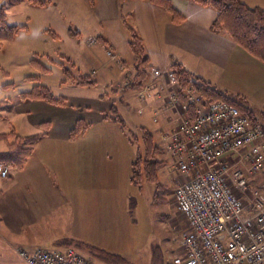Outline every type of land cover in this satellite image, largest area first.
Instances as JSON below:
<instances>
[{"label": "crops", "instance_id": "obj_1", "mask_svg": "<svg viewBox=\"0 0 264 264\" xmlns=\"http://www.w3.org/2000/svg\"><path fill=\"white\" fill-rule=\"evenodd\" d=\"M49 1L40 7H52V35L64 44L55 54L73 76L93 82L77 84L66 78L61 61L53 59L61 75L54 86H44L63 97V105L21 99L20 93L32 86L3 106L0 135H13L0 138V153L8 151L14 135L40 138L22 165L0 179V264H26L19 251L68 239L111 251V241L129 231V202L136 188L130 179L134 154L129 118L134 106L137 114L141 102L135 88H129L136 71L124 21L136 30L147 56L141 84L151 68L166 71L173 64L181 65L218 90L242 99L264 131V64L226 33L210 29L216 15L210 7L192 0H168L172 14L154 0ZM241 1L264 8V0ZM47 69L46 75L51 72ZM112 109L120 122L111 119ZM142 114L151 116L148 108ZM166 120V114H161L158 123H151L159 132L167 126ZM78 122L84 129L71 137ZM250 182L261 181L254 176Z\"/></svg>", "mask_w": 264, "mask_h": 264}, {"label": "built area", "instance_id": "obj_2", "mask_svg": "<svg viewBox=\"0 0 264 264\" xmlns=\"http://www.w3.org/2000/svg\"><path fill=\"white\" fill-rule=\"evenodd\" d=\"M108 56L113 57L110 50ZM135 88L151 121L167 120L158 137L177 182L173 197L186 220L182 252L170 264H264V131L227 101L204 97L181 85L172 70L151 68ZM17 167L0 163V179ZM26 264H96L73 247L19 251Z\"/></svg>", "mask_w": 264, "mask_h": 264}, {"label": "rangeland", "instance_id": "obj_3", "mask_svg": "<svg viewBox=\"0 0 264 264\" xmlns=\"http://www.w3.org/2000/svg\"><path fill=\"white\" fill-rule=\"evenodd\" d=\"M20 1L23 2L15 8H8ZM0 6L6 22L21 27L11 38L0 39V114H2L3 106L16 100L19 91L29 90L35 85L54 86L58 82L61 73L51 60L61 61L55 52L64 44H61V40L55 39L54 34L52 35V30H55L53 23L55 17L51 6H30L29 0H0ZM84 47L86 49V46ZM41 66L49 68L50 74L46 75L47 73L40 69ZM202 68L205 67L200 69L204 73L205 70ZM196 70L197 72L194 70L193 72H200ZM100 88L101 86H98L96 89ZM130 112L132 114L129 118V136L134 157L137 153L141 158L146 155L142 136L147 133L152 137L153 150L150 160L157 159L162 164L155 173V182L143 180L140 189L133 188L129 202V231H123L124 233H120L115 241H111L113 250H107L106 247L97 246L95 243L89 244L120 255L125 259V264H170L172 259L182 252L179 238L186 228V220L177 209L173 189L175 184L183 181L185 177L174 173L169 167L170 157L159 141L158 132L151 123L150 115L136 114L135 106ZM255 177L264 182V174ZM68 236L74 238L72 235ZM87 238L95 240L93 235H88ZM77 243L75 240H65L63 244L47 243L37 248L56 250L63 249L65 244L73 245L96 264H111L90 254L83 247L87 242ZM154 253H158L162 259L155 258Z\"/></svg>", "mask_w": 264, "mask_h": 264}, {"label": "trees", "instance_id": "obj_4", "mask_svg": "<svg viewBox=\"0 0 264 264\" xmlns=\"http://www.w3.org/2000/svg\"><path fill=\"white\" fill-rule=\"evenodd\" d=\"M156 3L161 4L167 11L175 14L173 8L170 6L168 0H154ZM197 4L202 6L210 7L215 13V18L210 24V29L213 32H224L231 40L240 48L245 50L250 56L259 60L264 64V8L259 6H250L241 0H192ZM30 4L35 6H45L50 1L49 0H29ZM1 7V6H0ZM123 26L128 30L129 48L133 54V67L136 71L134 80L129 84V88L138 87L141 82L145 79L147 68V56L143 43L139 35L137 34L134 27L124 21ZM19 26L8 24L5 20V14L0 8V39L11 38L18 30ZM73 34V32H71ZM76 35V34H73ZM64 58V57H63ZM68 62V60H65ZM38 65L37 63H35ZM65 63H59L62 72L66 78L71 79L77 84H92L91 81L86 76H73L69 70V67ZM39 66V65H38ZM71 66V65H70ZM40 69L43 72H47V68ZM177 76L181 85H192L199 93L204 97L211 100H223L236 105L240 111L245 113L252 121L254 119L253 113L250 108L243 104L242 99L236 96H231L225 91L218 90L210 82L204 80L199 76H195L188 72L181 65L173 64L170 68ZM21 99L25 100H43L54 105H63L65 99L61 96H55L51 90L43 85H35L28 92L20 93ZM111 119H115L120 122L121 119L116 114L115 110H111ZM84 129V125L80 122L77 123L75 129L71 132V137L78 134V132ZM144 130V129H143ZM149 133V132H148ZM13 133L8 135L1 134L0 138H6L7 136H12ZM146 136V137H145ZM144 137V152L145 156L140 157L137 153L131 163V182L140 189L143 180L154 181L156 180L157 168L161 166V162L157 159L151 161V150L152 137L150 134L143 135ZM40 135H30V136H15L13 142L8 144V151L5 153H0V163L4 162L8 165H15L20 167L27 157L32 153V144H34ZM155 149V148H154ZM156 151V150H155ZM149 155V156H148ZM140 168V169H139ZM72 240V239H68ZM74 241V240H73ZM77 241V240H75ZM79 244L80 241H77ZM82 243V242H81ZM83 246V244H81ZM75 248V246H70ZM90 254L94 257L102 259L111 264H125L126 261L123 257L118 254L105 251L89 243L84 244V246ZM156 249V247L154 248ZM155 258L162 259L158 253H154ZM155 263V262H153Z\"/></svg>", "mask_w": 264, "mask_h": 264}]
</instances>
